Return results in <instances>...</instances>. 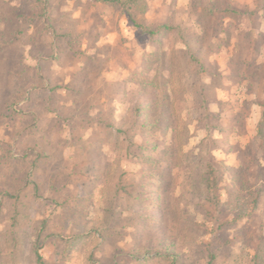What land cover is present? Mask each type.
Segmentation results:
<instances>
[{"label": "rangeland", "instance_id": "1", "mask_svg": "<svg viewBox=\"0 0 264 264\" xmlns=\"http://www.w3.org/2000/svg\"><path fill=\"white\" fill-rule=\"evenodd\" d=\"M146 8L134 14L148 27L173 29L154 47L127 13L109 5L92 0H0V140L13 143L9 113L15 104L23 105L17 74L26 68L38 67L51 88L64 87L87 72L91 91L90 112L71 118L76 97L59 89L62 119L44 112L49 87L31 93L28 110L43 112L35 137L69 144L61 176L56 177L55 169L39 177L45 183L44 197L28 194L21 233L27 232L30 244L34 226L49 216L57 223L55 232L66 236L94 233L99 226L101 232L83 249L94 253L97 264H211L212 254V264H257L264 257V0H147ZM53 29L64 37L54 38ZM180 34L204 62L205 88L159 102L169 127L152 156L160 161V179L150 195L153 206L143 209L158 221L140 225L142 210L133 214L124 200L103 203L105 192L97 188L91 191L95 203L87 207L88 223L82 217L76 225L67 222L62 231L61 210L47 199L63 186L67 196H86L77 184L96 182L99 176L94 168H73L70 157L80 139L95 148L88 162L109 169L113 184L122 176L127 184L141 183V173L148 168L125 157L117 147L123 139L115 129L139 142L137 124L142 119L137 120L135 108L155 102L159 95L143 94L140 84L127 80L145 73L147 57L158 51L162 73L171 76L173 51L180 62L184 59L186 44ZM158 69L156 64L147 72L150 80ZM209 165L218 177V209L205 203L200 193ZM98 182L102 186L106 181ZM109 211L118 222V237L125 238L98 247L96 237L114 226L103 220ZM63 248L61 243H47V263L61 264ZM29 254L25 248L21 264H33ZM72 256L70 264H88L82 253Z\"/></svg>", "mask_w": 264, "mask_h": 264}, {"label": "trees", "instance_id": "2", "mask_svg": "<svg viewBox=\"0 0 264 264\" xmlns=\"http://www.w3.org/2000/svg\"><path fill=\"white\" fill-rule=\"evenodd\" d=\"M95 4H105L118 9H122L128 14L129 20L133 27L139 30L147 37L152 47L160 44L161 39L173 29L167 26H159L157 28L148 27L143 21L138 19L134 11L145 13L147 11V0H92ZM46 5V4H45ZM47 7V5H46ZM235 12L232 11V14ZM54 38L61 39L64 35L54 33ZM179 39L186 44L184 49V59L176 56L175 51L171 57L175 62H172L171 76L166 77L162 73L163 67L162 51L150 54L147 57L144 65L145 73L134 75L128 79L129 82L138 83L142 86L143 94H158L155 102L148 101L136 107L135 115L137 120L142 121L137 124L139 129V142H134L133 138L129 137L126 132L120 129H115L119 139L117 147L120 151L123 150L127 159L136 160L140 165L147 166L148 170L141 173V183L136 189L135 184H127L124 181V176L119 178L118 183L113 184L112 179L114 174L110 170H102L96 165L93 167L88 162V157L94 153V147L89 146L83 139L79 140V146L71 155V162L74 164V169L81 167L94 168L99 174V178L106 181L102 186L100 182L87 181L86 183H78L77 186L86 192V196H67L66 187L55 189L53 196H50L49 201L56 209H60V228L65 230L67 222L73 225L78 224L82 217H85L88 223V206H94V193L97 188L99 191H104L102 197L103 203L114 202L115 200H124L128 204V210L133 214L142 210L143 216L138 218L140 225L149 227L152 222L158 221L157 215L152 217L146 210L152 207L153 200L151 198V190L154 188L160 179V174H156V169L160 165V161L153 159V154L158 149L159 141L165 130H168L169 121L164 116V112L160 111L161 105L159 102L163 97H168L172 100L183 99L191 93L203 92L204 84L202 76L206 69L202 58L198 57L193 51L190 42L186 40L183 34H180ZM59 42V41H58ZM175 56V57H174ZM170 57V58H171ZM158 64L159 69L154 79L150 80L148 73ZM87 72L85 75L81 73L78 78H75L64 87H49L43 74L38 67H28L17 74L19 89L21 92V101L23 105L18 107L17 104L10 110L9 118L14 121L13 143H7L0 140V235L3 233V240L0 243V264H21L23 262V251L29 248V259L33 264H48L43 255V249L47 243L53 241L55 245L64 246L61 251V264H70L73 254L80 252L85 257V262L88 264L95 263V255L91 250L83 251L85 244L95 238L101 228L97 226V231L94 233H82L76 236L62 235L56 233L57 223L52 217H46L38 222L34 228V236L32 240H28L26 231H22V218L26 213V199L29 193H33L34 198L41 199L44 197V184L40 180V175L43 173H53L58 178L63 173L61 169L62 156L67 148V143L52 144L44 136H36L35 127L41 122L43 112L29 111L31 105V93L39 89L49 87L50 96L46 100L44 112L56 113V118L62 119L63 105H60L57 98L59 97L58 90L64 88L66 91L75 95V108L72 110L71 118L80 115L81 112H90V94L91 91L87 87ZM115 92H119L120 86L115 84ZM159 91V92H158ZM160 111V112H159ZM87 112V114H89ZM113 129L112 126H107V129ZM172 128V127H170ZM36 141V143H32ZM69 144V143H68ZM71 145V144H70ZM73 146V145H72ZM120 162V161H119ZM157 187V186H156ZM135 189V190H134ZM91 191L93 194H91ZM205 203L215 209H218L219 204V183L214 166L209 165L206 171V179L203 183V189L200 192ZM66 196V197H65ZM64 198V199H62ZM131 203V204H130ZM110 213V215H109ZM106 217L103 220L107 221L112 226L108 233H103L96 237L97 246L113 245L116 241H121L125 237L120 235L118 222L114 220L113 214L106 212ZM105 223H99L102 226ZM3 232H2V231ZM95 240V239H94ZM28 244V245H27ZM161 257H164L162 255ZM172 261L177 263L179 260L176 257H171ZM215 256L211 255V264L215 261ZM264 258V257H263ZM263 258L257 261L261 264ZM138 264H147L146 262H138Z\"/></svg>", "mask_w": 264, "mask_h": 264}]
</instances>
